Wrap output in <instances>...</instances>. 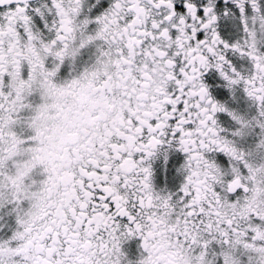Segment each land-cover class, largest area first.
Segmentation results:
<instances>
[{
	"label": "snow or ice",
	"instance_id": "snow-or-ice-1",
	"mask_svg": "<svg viewBox=\"0 0 264 264\" xmlns=\"http://www.w3.org/2000/svg\"><path fill=\"white\" fill-rule=\"evenodd\" d=\"M0 264H264V0H0Z\"/></svg>",
	"mask_w": 264,
	"mask_h": 264
}]
</instances>
